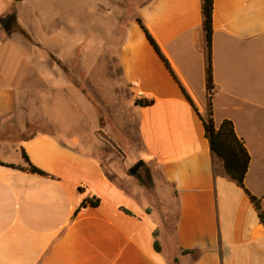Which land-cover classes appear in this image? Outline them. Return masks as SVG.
<instances>
[{"label": "crops", "instance_id": "0c3cea01", "mask_svg": "<svg viewBox=\"0 0 264 264\" xmlns=\"http://www.w3.org/2000/svg\"><path fill=\"white\" fill-rule=\"evenodd\" d=\"M41 1L0 0V17L64 15L71 23L66 12L32 3ZM203 5L146 0L139 8L137 18L170 68L136 18L126 25L117 61L133 96L135 158L148 182L133 193L110 179L98 158L60 135L26 137L37 120L30 101L20 85L0 82V161L24 166L25 151L49 175L0 165V264H264V224L246 191L225 175L204 126L210 118L234 123L251 156L245 186L264 210V0H214L212 98ZM44 22L34 20V31L45 32ZM52 34L44 40L65 48ZM49 93L57 105L58 95ZM136 98L153 104L138 106ZM46 112L55 127L77 128L68 112ZM88 118L87 146L94 144ZM94 196L100 205L75 215Z\"/></svg>", "mask_w": 264, "mask_h": 264}, {"label": "rangeland", "instance_id": "374dc122", "mask_svg": "<svg viewBox=\"0 0 264 264\" xmlns=\"http://www.w3.org/2000/svg\"><path fill=\"white\" fill-rule=\"evenodd\" d=\"M145 1L63 0L64 8L60 0H42L32 3L36 8L51 9L57 14L66 12L71 23H66L64 15H53L34 19L16 17L10 33L0 25V82L7 80L20 85L26 102L30 101L32 106L29 109L32 117H37L31 128L24 130L25 136L39 132L60 135L98 158L108 177L129 193L148 182L144 168L141 176L129 174L139 162L135 158L138 120L130 86L121 75L117 51L126 25L138 17ZM20 19L25 27L19 23ZM40 19H45L40 26L45 32L34 31L33 21ZM50 29L55 44L63 42L65 48L53 47V42L44 40ZM50 91L58 95L57 105L54 97H47ZM45 106L58 110L61 116L68 112L77 128L63 130L46 121ZM87 115L89 128L94 131V139H90L94 144L88 146L84 145ZM20 135L16 133L18 138Z\"/></svg>", "mask_w": 264, "mask_h": 264}, {"label": "trees", "instance_id": "16d2710c", "mask_svg": "<svg viewBox=\"0 0 264 264\" xmlns=\"http://www.w3.org/2000/svg\"><path fill=\"white\" fill-rule=\"evenodd\" d=\"M203 7H204V16H205L204 25H205L206 37L210 52L209 67H208V87L210 91V97L212 98L214 84H213V71H212V63H211V48H212V36H213L214 0H204ZM136 19L140 24V26L142 27V29L144 30V32L146 33V36L150 41V43L153 45V47L158 52V54L164 59L167 66L170 68L168 61L161 53L158 44L156 43V41L154 40L148 29L143 24V21L140 18H136ZM135 104L138 106H150L153 104V101L145 100L142 98H136ZM204 126L206 129L207 137L210 139L211 147L214 153L223 162L225 175L246 191L256 211L258 212V216L261 222L264 224V210L262 208L261 201L257 197L253 196L245 186V179L250 167L251 156L244 143V140L237 135L234 123L231 120L225 119L221 123L217 124L213 118H210L209 120L204 121ZM22 156L25 163L24 166L5 163L2 161H0V165H4L6 167L13 169L22 170L31 174L49 176L40 168L32 164L25 151H23ZM100 203L101 200L99 198L95 196L91 198L89 197L81 203L80 207L75 212V215H77L79 211L83 208H86L88 206L98 207ZM124 211L127 214H130L128 210L124 209ZM155 248L157 251L161 250V247L157 241L155 242Z\"/></svg>", "mask_w": 264, "mask_h": 264}, {"label": "water", "instance_id": "95a60500", "mask_svg": "<svg viewBox=\"0 0 264 264\" xmlns=\"http://www.w3.org/2000/svg\"><path fill=\"white\" fill-rule=\"evenodd\" d=\"M14 19L15 18L13 16H8L0 19V25L6 30V32L10 33V25ZM142 166L143 162H138L129 170V174L131 176H139V171Z\"/></svg>", "mask_w": 264, "mask_h": 264}]
</instances>
